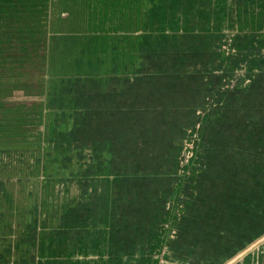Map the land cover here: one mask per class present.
<instances>
[{"label":"trees","instance_id":"trees-1","mask_svg":"<svg viewBox=\"0 0 264 264\" xmlns=\"http://www.w3.org/2000/svg\"><path fill=\"white\" fill-rule=\"evenodd\" d=\"M23 1L0 0V264H89L77 257L84 239L68 225L65 229L72 230V238L57 236L54 228L51 235L39 238L41 249H35L33 210L27 220L18 217L13 204L15 186L33 183V179L40 183V171H47L52 161L64 165L70 152L80 163L88 164L80 181L104 174L113 175L109 181L119 185L131 180L127 189L113 187L123 208L144 200L162 203L153 210L149 204L147 222L137 209L130 214V224L125 218L113 223L112 229L148 228L152 237L148 249L122 252L119 264H159L164 249L167 264H192L196 248L206 256L211 252V261L203 256L200 264H221L264 234V125H260L264 107L259 98L264 96V81L253 90L258 76L264 75V57L260 56L264 0H245L244 4L240 0H136V9L121 8L112 14L117 25L96 30L84 25L82 17L75 22L61 17L59 28L48 25L42 6L52 0H26L32 4L28 7H23ZM228 12L240 22L262 20L263 35L260 37V29L239 22L232 39L238 52L227 57L220 51L221 43L212 45L210 39L213 34L221 37L217 36L219 26L227 17L234 18ZM211 22L219 24L215 33ZM191 53L211 63L201 72L204 77H198L199 83L195 82L199 102L181 118L170 104L176 97L184 100L193 95L192 83H187L190 79L159 71L154 77H144L143 69L150 55L184 58V63L195 61ZM254 60L261 74L247 85V97L235 93L232 86L223 88L235 77L241 61L251 65ZM215 69H222L225 75ZM165 75L170 76L163 78ZM222 77L224 85L220 81L215 84ZM151 79L152 91L147 92L143 87ZM148 93L155 100L152 104L146 103ZM81 95L88 104L87 114H98L100 129L108 130L104 141L79 140ZM203 108L206 112L199 119L196 113ZM134 121L140 122L143 133L158 130L147 152L152 155L151 167L137 163L133 171L130 165L124 166L128 157L119 149L123 156L116 169L113 164L118 156L111 149L112 142L118 150L119 138L129 133ZM192 132L199 139L188 160L191 171L185 175V144L192 141L187 135ZM97 144L108 146L98 151V156H79L84 148ZM75 205L74 201L69 207ZM183 235L191 246L185 255L180 254ZM106 243L104 264H114L110 239L106 238Z\"/></svg>","mask_w":264,"mask_h":264},{"label":"flooded vegetation","instance_id":"flooded-vegetation-1","mask_svg":"<svg viewBox=\"0 0 264 264\" xmlns=\"http://www.w3.org/2000/svg\"><path fill=\"white\" fill-rule=\"evenodd\" d=\"M239 3L244 4L245 0H240ZM227 14L232 15L234 17L231 12H228ZM256 16L262 17V13L260 16L257 13ZM234 18L227 17L219 26L220 28L217 30V36L221 37L215 38L213 34L211 35L210 39L212 45L215 43H221L220 51L224 56L227 57L230 55L232 56L233 54L238 52L237 49L232 45V39L233 34L236 33L235 28L239 27L240 21L236 18L235 20ZM240 24L246 27H255L260 29L259 33L260 37H262V20L256 22H249L247 19H242ZM218 25H213L211 22V31L215 33V27H218ZM260 40L264 41V39L262 38ZM262 41H259V43H263ZM188 42H190V40H188ZM191 55L192 57H194L195 61L193 62L192 60H186L184 63H182L184 58H174L169 55H150L146 60V65L143 69V72L145 74L143 76L154 77L153 74L158 71L160 74L178 73L179 77H186L190 79L189 81H187V83H192L190 88L194 90L199 83L198 77L202 76L200 75L201 72L204 73V71H206L205 68L209 67L211 60L198 58L194 53H191ZM263 55L264 48L261 49L260 56L264 57ZM255 61L256 60H254V63H251V65L241 61V67H237V69L235 70V77L231 81L227 82L224 85V78L222 77L221 79H217L215 81V84L216 82L220 81L219 84H223V88H225L226 86H232L234 88L233 90H235V93H239L244 97H247L246 93L247 89H249L247 85L253 82L257 74H261L259 73V69L257 68L258 64L255 63ZM261 64L264 65V60L261 61ZM178 71H186L187 74H181ZM214 72L223 76L225 75V72L222 71V69H215ZM168 76L170 75H165L162 77L168 78ZM202 77H204V75ZM258 77V82L253 87L254 91H256L257 85L260 82L264 81V75ZM240 78H242V80H240ZM222 79L223 81H221ZM256 80L254 82H256ZM239 82H241V86L235 85ZM167 83L168 81L165 80L164 84L166 85ZM152 85L153 80L151 79L144 85L143 88L145 91L150 92L152 91ZM133 90L135 93L137 87H134ZM261 91L264 93V88H262ZM215 92L219 93V90H216ZM80 93L82 92L80 91ZM195 93L196 91L194 90L193 95L184 100L176 97L175 102L170 104V106L176 109L178 115L181 118L183 117L184 111L189 112V109L195 107L196 103L199 102L200 97L199 95H195ZM146 98L149 100L146 102L148 104H152L151 101H155L152 98V93H148L146 95ZM259 98L263 100L260 103L264 107V96L259 95ZM79 104L82 105L81 112L83 113V115L80 116L77 121L81 126L83 125V127H81L78 131L79 140H85L86 143H93V141L96 140L104 141V139L107 137L103 136V134L104 132H108V130L103 127H101L100 129L101 121L98 118V114H87L88 104L86 102V99H84L82 95L80 96ZM208 105H210V103H208L206 107ZM205 112L206 108H203L201 110H198L196 115L200 119V117ZM87 115L88 118L84 120V117H86ZM132 120L133 119H131V121ZM134 122L135 123H133V127L130 129L129 133L125 137L119 138L117 142L118 150L115 149V144L114 142H112L111 149L118 156L117 159L114 160L115 165L113 164L116 169H119L120 165H117V163L123 156L120 150L124 151L125 155L128 157L127 159L123 160L125 163L124 166L126 164L130 165L133 171L137 163H145L149 165L148 167H151L152 155L147 156V152L151 150L152 136L155 131L158 132V130L155 129L150 130L147 133H143L140 128V122ZM88 124H91L90 127L88 126ZM260 125H264L263 119L260 120ZM68 127H70V123L68 124ZM183 135L184 132L180 134L181 137ZM187 135L192 141L189 140L185 144L186 159L183 168V170L187 171L185 175H189V172L191 171V164H188V160L190 157L194 156V149L192 150V146L194 145L196 139H199L198 135L194 132H192L191 134L188 133ZM121 142H125V145H121ZM99 145L97 144V146H92L93 150L88 147L84 148L81 152H79V156L82 157L84 154L98 156V151L103 150V148L106 149L108 146L105 144L103 147H100ZM63 161L64 165H60V163L56 165L55 161H52L48 164L47 171L41 170L40 174L36 173L35 175L39 174L37 177L40 179V183H38L37 180L33 179V183L20 184L15 186V188L13 189L16 193L14 199L15 203L13 202V198H11V201L17 206L18 217L19 215H23L28 220L27 214L32 212L33 210L34 227L32 228L31 233L32 237H37L35 249H41L38 245L39 238L43 236V234L51 235V232L54 228L56 229L54 232L56 233V235H68L70 238L73 237V233L72 230L69 229H74L76 231L77 236H82L84 240L89 239L92 242L93 247L90 248V250L97 249L96 247H94V245L98 244L99 246H101V248L104 247V249H106V238L110 239L112 246L110 257H112L114 264H119V255L122 254V252L130 254L137 248L148 249L149 242L152 240V237L150 236L151 232L148 228H142L139 231H126L128 229H112L113 223L119 224L120 218H125L130 224V214L137 209H139L138 214L143 218V221H149L148 213L149 204L151 202H146L145 200L142 203L135 202V204L132 205L131 208L125 209L121 206L123 205V200L121 204L118 200L117 191L129 188V186L131 185V180L129 183L123 182L119 185V183H113V175L106 176L104 174L96 176L95 179H91V181H80V179L83 178L84 175H82L83 171L87 170L88 164L80 163L79 159L75 157L74 152L67 153ZM91 168H95V165L93 164ZM122 170L128 171L127 169ZM46 177H48V180L46 179ZM109 179L112 180L109 181ZM113 187L117 189L115 193H113ZM81 190L85 194L80 195ZM108 191H111V195H109ZM43 194H47V197L40 198V195ZM38 197L39 199H37ZM186 198L187 197L185 195V198H183L182 201ZM6 200L7 199H5L4 202L5 205L8 204ZM74 201L76 202L75 207L70 208L69 205H71ZM43 203H45L46 205H43ZM153 204L152 210L153 207L158 208L159 205H162V203ZM89 216L91 218L88 219ZM74 220L79 224L76 225ZM65 225H68L69 229H65ZM45 229H50V232L45 233ZM183 237L184 235L182 236L183 241L182 248L180 249V254L185 255L189 251L191 246H189L188 243L186 244ZM188 237L189 235L187 234V238ZM83 250L87 251L86 248L82 246V248L78 250L81 252L80 254L82 255L81 257L77 256L80 260H82V262H84L85 258H87L85 255L86 252H84ZM136 252L139 254L138 251ZM165 252L166 250L164 249L160 258L162 262H164L165 260V257L163 256V253ZM36 254L38 255L39 251H36ZM103 255L104 253L102 254V257ZM203 256L208 257L207 261H211V252H209L208 256H206L199 250V248H196L195 255H193V261L192 258H190L191 263L200 264L202 261L199 260L201 257L203 258ZM208 263L210 262H204V264ZM126 264H128V262H126Z\"/></svg>","mask_w":264,"mask_h":264},{"label":"water","instance_id":"water-1","mask_svg":"<svg viewBox=\"0 0 264 264\" xmlns=\"http://www.w3.org/2000/svg\"><path fill=\"white\" fill-rule=\"evenodd\" d=\"M22 5L28 7L32 4L25 0ZM141 5L145 8L146 2L143 1ZM42 8L45 15L44 22L48 25L59 28L63 24L61 17H70V22H75L77 18L82 17L85 19L84 25L91 30H96L101 26L117 25V20L112 22V14L121 8L136 9V0H123V2L121 0H52ZM107 15H109L108 19L103 18ZM120 23H122L121 20ZM124 23L126 24L125 21ZM260 258L264 262V234L221 264H259ZM166 262L167 260L164 262L160 260L159 264H167Z\"/></svg>","mask_w":264,"mask_h":264},{"label":"crops","instance_id":"crops-1","mask_svg":"<svg viewBox=\"0 0 264 264\" xmlns=\"http://www.w3.org/2000/svg\"><path fill=\"white\" fill-rule=\"evenodd\" d=\"M88 243V244H87ZM83 247L86 248L87 251L86 252V257L85 260L89 261V264H104V259H105V252L106 249H104V247L101 248V246H99L97 249H92L90 250V248L93 247L92 242L88 239V240H83ZM104 253L103 257L102 254ZM82 254L79 255V257H81ZM259 264H264L263 259L260 258L258 260ZM240 264V263H238Z\"/></svg>","mask_w":264,"mask_h":264}]
</instances>
